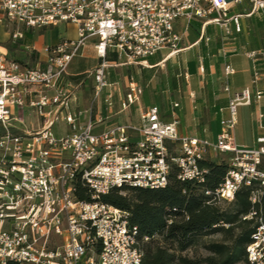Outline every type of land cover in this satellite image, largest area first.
I'll return each mask as SVG.
<instances>
[{
    "label": "built area",
    "instance_id": "obj_1",
    "mask_svg": "<svg viewBox=\"0 0 264 264\" xmlns=\"http://www.w3.org/2000/svg\"><path fill=\"white\" fill-rule=\"evenodd\" d=\"M239 6L243 10L234 12ZM254 16L264 19V0H0L1 24L28 30L65 24L77 32L76 39L41 49L26 46L29 54L38 55L33 67L0 51V264H142L137 226L130 224L126 210L100 201L101 196L115 187L164 188L174 168L181 181L203 182L207 169L200 162L211 152L232 156L224 180L206 194L215 201H234L242 187L257 185L251 201L260 202L264 145L238 147L228 130L237 123L238 108L259 102L262 91L246 87L234 94L217 143L179 136L177 121L164 124L157 106L141 108L137 125L99 127L106 119L102 111H113L122 92L120 82L109 81L112 69L145 66L161 51L175 55L193 21L202 23L203 32L210 25L219 27L226 43L236 40L242 21ZM12 38L24 35L18 31ZM88 46L98 64L88 72L93 97L82 108V82L68 77ZM259 55L248 53L254 62ZM254 69L256 84L260 72ZM232 74L227 64L225 75ZM142 94L130 77L119 113L139 105ZM26 112L34 122L23 129ZM60 124L68 133L54 130ZM79 185L92 200L78 198ZM243 219L256 223L246 264H264V212L253 208ZM54 237L62 241L51 247Z\"/></svg>",
    "mask_w": 264,
    "mask_h": 264
},
{
    "label": "crops",
    "instance_id": "obj_2",
    "mask_svg": "<svg viewBox=\"0 0 264 264\" xmlns=\"http://www.w3.org/2000/svg\"><path fill=\"white\" fill-rule=\"evenodd\" d=\"M242 24L243 32L236 40L226 43L217 26H207L204 32L202 28L198 32H191V27L181 44L182 50L175 55L167 56V51L159 54L161 51L150 57L145 66L123 67L127 74L122 80L112 69L109 81L120 82L122 93L116 96L113 111H102L106 119L99 125L100 129L117 123L137 125L140 123L141 108L157 106L164 124L177 121L179 136L199 137L217 143L223 131L222 120L229 118L230 100L235 93L249 87L253 91H262L263 96L259 102L254 101L250 106L238 108L237 123L228 133L238 147L263 146L264 143H259V139L264 138V19L254 16L244 19ZM207 37L210 38L209 42L206 41ZM24 45L41 49L50 44L39 48L33 40ZM1 48L8 51L3 46ZM86 48L93 49L92 46ZM251 51L260 52L256 62L248 57ZM227 64L234 69V74L228 77L225 75ZM255 67L260 72L256 84L253 83ZM130 77L143 89L141 101L131 110L119 113V100L126 93L125 84ZM225 86L230 87V92L225 91ZM79 95L80 106L87 107L82 90ZM176 103L179 104L177 108L174 107ZM223 156L231 158L232 154L211 152L209 159L220 161L219 157Z\"/></svg>",
    "mask_w": 264,
    "mask_h": 264
},
{
    "label": "trees",
    "instance_id": "obj_3",
    "mask_svg": "<svg viewBox=\"0 0 264 264\" xmlns=\"http://www.w3.org/2000/svg\"><path fill=\"white\" fill-rule=\"evenodd\" d=\"M202 23L200 21H193ZM192 22V23H193ZM23 39L0 42L11 57L17 52H26L23 65L33 67L37 54H29L23 48ZM110 60L115 61L114 57ZM82 76L72 77L76 82ZM200 165L207 169L204 181H181L174 168L169 183L161 189L115 187L101 196L104 201L126 210L131 225L138 228V239L144 255L142 264H239L247 262L246 247L253 240L256 223L243 219L253 208L264 212V194L261 201L253 204L252 193L257 185L242 187L228 208L217 205L214 191L224 180L229 164L224 160L206 159ZM77 195L82 200H92L87 189L78 186ZM220 234V239L205 240V237ZM201 245L206 255L189 256L183 252L192 246Z\"/></svg>",
    "mask_w": 264,
    "mask_h": 264
},
{
    "label": "rangeland",
    "instance_id": "obj_4",
    "mask_svg": "<svg viewBox=\"0 0 264 264\" xmlns=\"http://www.w3.org/2000/svg\"><path fill=\"white\" fill-rule=\"evenodd\" d=\"M240 11H241L240 6L234 9V12H240ZM3 23L4 24L0 23V42H5L6 40L12 38L15 32L20 31L23 33L24 38H25L22 40L23 48H25L24 44L26 42L32 43L33 40L36 43V46L40 48L44 44H56L61 39L73 40V39H76V36H77L76 27L74 25L68 26L65 24H60L57 27L51 26V27H47L43 29L37 28L33 30H28L27 28L22 27V26L12 25L6 22H3ZM178 24L181 27L180 30H182L185 25L184 21L181 20ZM190 28H191V32H198L200 29V23L193 22L191 23ZM197 35L198 34H196V36ZM1 47L2 46H0V51H2ZM24 54L26 55V52L24 51L17 52L15 56H13L12 58L22 61L25 57ZM82 54L83 56H80L75 59L73 65L70 68V76L68 78L76 82L74 79H72V77L82 76L79 82H82L81 90L83 91V101L85 103V106H88V103H90L92 100V92L94 88V81L92 78L88 77V72L98 64V59H97L95 51L93 49L91 50L90 48L84 49ZM159 54H165V51H162ZM124 68L123 67L115 68V72L117 73L119 79L121 78V80L124 78V75L127 74V70L126 69L124 70ZM164 69L167 70V67H165ZM128 72L130 73V71ZM159 74L161 73L159 72ZM125 85H127V83ZM51 110H52L51 108L47 109V111H51ZM24 118H25L26 125L25 126L21 125L20 127L23 129L30 128V125L34 122V117L29 116L28 113L26 112L24 113ZM54 130L55 131L60 130L61 132L68 133L67 131L68 128L66 124H60L57 127H55ZM1 132L2 131L0 130V134ZM219 158H220V161L224 160L225 163H228V164L230 163L229 157L223 156ZM230 203L231 201H217L216 202V204L221 206L222 208H228L230 206ZM221 236L222 235L220 234L211 235L209 237H205V240H210V239L218 240L221 238ZM61 241L62 240L60 237H54L51 242V247H54L60 244ZM183 253L193 257V256H198V255H206L208 254V251L203 246L196 245V246L190 247ZM94 256L96 257V255ZM239 264H246V263L241 262Z\"/></svg>",
    "mask_w": 264,
    "mask_h": 264
},
{
    "label": "bare ground",
    "instance_id": "obj_5",
    "mask_svg": "<svg viewBox=\"0 0 264 264\" xmlns=\"http://www.w3.org/2000/svg\"><path fill=\"white\" fill-rule=\"evenodd\" d=\"M3 51V50H2ZM5 52V51H4Z\"/></svg>",
    "mask_w": 264,
    "mask_h": 264
}]
</instances>
